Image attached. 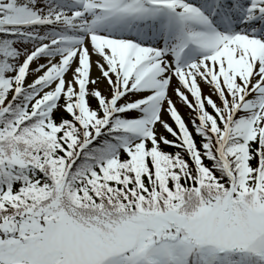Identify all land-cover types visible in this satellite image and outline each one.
<instances>
[{
	"label": "snow or ice",
	"instance_id": "snow-or-ice-1",
	"mask_svg": "<svg viewBox=\"0 0 264 264\" xmlns=\"http://www.w3.org/2000/svg\"><path fill=\"white\" fill-rule=\"evenodd\" d=\"M0 264H264V0H0Z\"/></svg>",
	"mask_w": 264,
	"mask_h": 264
},
{
	"label": "rangeland",
	"instance_id": "rangeland-1",
	"mask_svg": "<svg viewBox=\"0 0 264 264\" xmlns=\"http://www.w3.org/2000/svg\"><path fill=\"white\" fill-rule=\"evenodd\" d=\"M183 111H185V113H187V110L186 109H182Z\"/></svg>",
	"mask_w": 264,
	"mask_h": 264
}]
</instances>
